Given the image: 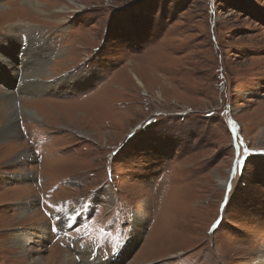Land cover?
Here are the masks:
<instances>
[{
	"label": "rangeland",
	"instance_id": "374dc122",
	"mask_svg": "<svg viewBox=\"0 0 264 264\" xmlns=\"http://www.w3.org/2000/svg\"><path fill=\"white\" fill-rule=\"evenodd\" d=\"M0 9V95L17 111V137L0 138V264L79 263L88 249L105 264L126 245L112 264L257 263L264 0ZM29 83L47 88L33 94ZM6 109L0 97V129ZM79 203L95 215L67 233L82 238L68 248L53 222ZM23 235L24 253L12 244Z\"/></svg>",
	"mask_w": 264,
	"mask_h": 264
},
{
	"label": "bare ground",
	"instance_id": "6f19581e",
	"mask_svg": "<svg viewBox=\"0 0 264 264\" xmlns=\"http://www.w3.org/2000/svg\"><path fill=\"white\" fill-rule=\"evenodd\" d=\"M0 10H2L1 12H5V11H3L4 9H0ZM12 29L13 28L8 29V31L9 32H12ZM34 60H35V58H34ZM16 73H17V70H16ZM16 73H12V74L11 73H8V74L9 75H16ZM45 88H47V87H45L44 85H40V84H30L29 83L28 86H27V88L25 86V90H27V91H29L30 93H33V94H38V93L40 94V93H42L45 90ZM0 97L3 100L5 99V104L7 105V109H6L7 112L5 113V119H6L5 121H6V123H4L3 126H2V128L0 129V138H1L2 135L10 136L11 134L12 135H15L17 137V135H16L17 134V129H16V124H15V121H16V112L17 111H16L15 106H14L13 96L11 94H3L2 93L0 95ZM27 113L28 114L32 113L30 115L36 117V115L34 114V112H30L29 111ZM225 184H226V181H225ZM27 209H28L27 207H22L21 214L24 215L27 212ZM165 235H166V233H165ZM30 240H31V238H29V237L27 238V235L25 237L23 235V236H19L16 239V241H13L12 244L18 250H21V251L23 250L22 253H24V252H26L24 249L26 248V245L28 243H30ZM77 251H79V248H78ZM81 251H79V253H78L79 254V258H78L79 263H77V260H74L73 258H70L69 255H66V256L64 255L63 256L64 260H63V263L62 264H92L93 261L97 263V256H96V253H95L94 250L89 249V250H81ZM89 259H91L93 261L89 262ZM29 261L31 262L30 264H36V262H38V260H35V259L34 260L33 259H31V260L29 259ZM97 264H99V263H97ZM106 264H109V263H106ZM256 264H264V253H261V257L258 259V261H257Z\"/></svg>",
	"mask_w": 264,
	"mask_h": 264
},
{
	"label": "snow or ice",
	"instance_id": "6c2138e0",
	"mask_svg": "<svg viewBox=\"0 0 264 264\" xmlns=\"http://www.w3.org/2000/svg\"><path fill=\"white\" fill-rule=\"evenodd\" d=\"M48 215H50V213H49ZM215 227H216V226L214 225V226H213V230L215 229ZM52 230H53V231H56L55 228H53Z\"/></svg>",
	"mask_w": 264,
	"mask_h": 264
}]
</instances>
